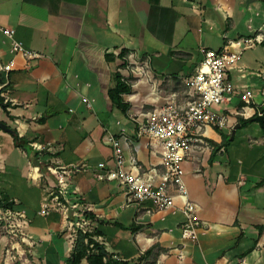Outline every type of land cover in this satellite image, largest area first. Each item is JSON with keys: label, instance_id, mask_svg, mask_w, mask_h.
<instances>
[{"label": "crops", "instance_id": "0c3cea01", "mask_svg": "<svg viewBox=\"0 0 264 264\" xmlns=\"http://www.w3.org/2000/svg\"><path fill=\"white\" fill-rule=\"evenodd\" d=\"M0 25L14 28L26 48L43 55L27 59L13 53L10 38L0 30V63L15 60L7 87L14 104L0 107V122L13 130L0 129L1 200L24 212L23 230L32 236L30 242L15 237L12 230L22 220L7 219L0 208V264H24L22 258L32 264H70L73 259L78 235L59 211L41 213L58 182L47 170L50 154L39 152L35 142L58 146L56 157L70 166L66 183L78 191L77 200L94 207L89 234L103 238L104 260L264 264V124L254 120L258 110L264 119V0H0ZM251 34L261 35L263 42L242 55L244 71H231L233 99L216 106L229 116V125L209 128L211 147H192L183 163L190 198L211 225L199 230L197 241L184 239L179 200L169 211L147 215L150 202L128 201L122 185L98 178L101 163L115 165L104 135L120 138L125 155L141 170L156 166L158 183L161 154L152 153L147 137L136 136L130 115L162 105L179 91L178 84L184 88L182 77L197 71L203 49H221L225 35ZM122 48L146 63L158 85L147 95L135 94L132 85L133 93L123 94L126 111L109 95L120 61L109 63L105 57ZM121 72L126 77L125 69ZM248 89L254 97L244 116L242 94ZM85 99L92 100L91 107ZM137 100L141 106L135 109ZM34 166L40 167L41 181L30 175ZM79 264H90L88 256Z\"/></svg>", "mask_w": 264, "mask_h": 264}, {"label": "built area", "instance_id": "2783aa9c", "mask_svg": "<svg viewBox=\"0 0 264 264\" xmlns=\"http://www.w3.org/2000/svg\"><path fill=\"white\" fill-rule=\"evenodd\" d=\"M0 30L10 38L13 53H20L27 59L43 56L39 52L26 48L24 43L15 37L14 28L0 25ZM262 42L263 38L259 34L238 38L225 35L221 49H203L204 57L197 71L190 76L182 77L183 92L173 91L162 105L130 115L131 120L136 124V136L147 137L152 144V153L161 154L162 170L158 183L155 181L158 168L153 166L144 171L141 170L135 158H127L121 139L112 133H106L104 141L113 148L115 165L112 168H105L104 163H101L98 178L113 180L122 185L127 191L128 201L135 200L138 204L150 202L151 206L146 209L147 215H152L157 210L169 211L177 206V200H179L184 215V221L181 224L182 237L197 241L199 230L208 229L211 225L201 218L198 203L190 198L184 179L183 163L188 159V153L192 147L197 145L211 147L206 138L209 128L224 129L229 125V116L219 113L216 106L233 99L235 87L230 79L231 71L235 69L244 71V67L240 65L242 55ZM129 56L133 57V54ZM14 66L13 59L7 63H0V70L8 74ZM255 74L263 75L261 72ZM127 82L130 83L128 80ZM3 86L0 84V90ZM262 94L264 95V89ZM1 95L9 109L14 104V99L10 98V90L6 88ZM253 97L251 90L243 91L242 99L245 105L240 112L242 115L245 116L247 110L251 108ZM85 102L89 107L92 106V100L85 99ZM258 113L262 116L260 110ZM33 147L39 152L50 154L47 170L56 175L58 182L57 188L49 189L41 213L47 214L50 209L59 211L75 237L79 233L92 232L91 212L94 211V207L77 200L78 191L71 190L66 183L70 166L56 157L58 146L52 142H35ZM30 175L38 181H41L43 176L39 166H34ZM3 214L7 219L22 220V223L14 226L12 233L21 241L30 242L32 236L23 230L26 222L24 212H15L12 208H7L3 210ZM3 214L0 212V220L3 219ZM96 240L103 242L101 236H97ZM8 255L11 256V252L8 251ZM178 257L183 258L181 250ZM22 261L24 264H32L27 258H22Z\"/></svg>", "mask_w": 264, "mask_h": 264}, {"label": "trees", "instance_id": "16d2710c", "mask_svg": "<svg viewBox=\"0 0 264 264\" xmlns=\"http://www.w3.org/2000/svg\"><path fill=\"white\" fill-rule=\"evenodd\" d=\"M129 50L126 48H122L118 54H115L114 52H108L106 53L105 57L107 62L109 63H115L118 59L120 61L119 64H117L116 72L114 74L116 85L115 87L111 88L109 90V95L114 103L118 108L122 109L123 111H126L129 108V104L124 102L123 100V94L131 93L132 92V84L127 82V78L123 75L121 72L122 69H125L127 65V60L125 59L129 55ZM10 72L7 74L0 70V84H3V88L0 90V107H3L4 109L7 108V104L4 103V97L1 95V93L9 86L8 82V76ZM249 120H246L242 123H247ZM1 129V127H0ZM15 140L17 139V135H14ZM212 145H214L215 148L217 146L214 142H211ZM12 203L7 202L3 203L1 200V193H0V208L1 209H7L11 208ZM97 237L92 234H83L79 233L73 259L71 260L70 264H79L82 258L87 255L89 259L90 264H128L127 262H121L119 260H116L112 257H108L106 260H104V257L106 256L105 252H103V245L100 244L99 241L96 240ZM96 249L97 252H93V250Z\"/></svg>", "mask_w": 264, "mask_h": 264}, {"label": "rangeland", "instance_id": "374dc122", "mask_svg": "<svg viewBox=\"0 0 264 264\" xmlns=\"http://www.w3.org/2000/svg\"><path fill=\"white\" fill-rule=\"evenodd\" d=\"M127 60V65L125 67V71H126V78L127 80L130 82V84L135 85V90L134 93H139L141 91L142 95H147L150 94L151 92H155L157 89L156 87L158 86L157 83L154 82V78L150 77L151 74H149V72L147 71L146 67V63H141V59H137L136 56L130 57L129 55L126 58ZM140 79H142L143 81H145V83H143V81L141 82L142 87L139 88L138 84L140 83ZM133 88V87H132ZM177 89L181 92L184 91V88L182 87V85L180 86L178 84ZM133 93V92H132ZM131 93V94H132ZM135 105V109H138L141 106V101L137 100L134 101ZM144 108H148L147 105H145Z\"/></svg>", "mask_w": 264, "mask_h": 264}, {"label": "water", "instance_id": "95a60500", "mask_svg": "<svg viewBox=\"0 0 264 264\" xmlns=\"http://www.w3.org/2000/svg\"><path fill=\"white\" fill-rule=\"evenodd\" d=\"M254 120L259 121L260 123H262V125L264 124V123H263V122H264V119H263V116H261V115H258L257 117H255ZM0 127H1L2 129H4L5 131H7V132H13V130L10 129V128H9L5 123H3V122H0Z\"/></svg>", "mask_w": 264, "mask_h": 264}]
</instances>
